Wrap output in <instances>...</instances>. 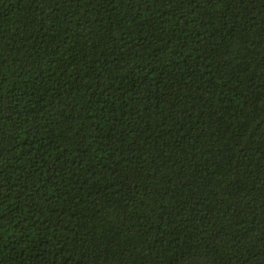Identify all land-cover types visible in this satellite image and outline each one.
Listing matches in <instances>:
<instances>
[{
    "label": "trees",
    "instance_id": "16d2710c",
    "mask_svg": "<svg viewBox=\"0 0 264 264\" xmlns=\"http://www.w3.org/2000/svg\"><path fill=\"white\" fill-rule=\"evenodd\" d=\"M264 264V0H0V264Z\"/></svg>",
    "mask_w": 264,
    "mask_h": 264
},
{
    "label": "snow or ice",
    "instance_id": "6c2138e0",
    "mask_svg": "<svg viewBox=\"0 0 264 264\" xmlns=\"http://www.w3.org/2000/svg\"><path fill=\"white\" fill-rule=\"evenodd\" d=\"M190 264H199V261L193 259V260L190 262Z\"/></svg>",
    "mask_w": 264,
    "mask_h": 264
}]
</instances>
